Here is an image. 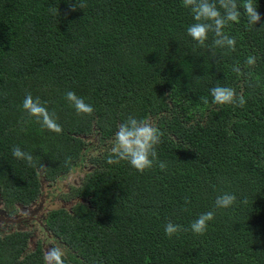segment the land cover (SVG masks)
I'll return each instance as SVG.
<instances>
[{
	"label": "trees",
	"instance_id": "1",
	"mask_svg": "<svg viewBox=\"0 0 264 264\" xmlns=\"http://www.w3.org/2000/svg\"><path fill=\"white\" fill-rule=\"evenodd\" d=\"M255 2L261 21L249 25L241 9L225 29L236 39L229 51L212 47L211 36L201 48L187 35L194 21L182 0H0V199L9 212L68 174L93 133L97 149L113 145L130 116L164 133L157 151L165 171L158 162L143 174L109 165L105 149L70 189L78 201L46 214L64 264H264V0ZM217 84L245 106L215 104ZM68 91L93 114L78 116ZM27 93L46 102L61 134L23 110ZM13 146L35 165L14 158ZM223 193L236 203L217 209ZM208 211L214 220L194 234L191 222ZM169 221L187 231L169 238ZM42 248L27 231L5 233L0 264H46Z\"/></svg>",
	"mask_w": 264,
	"mask_h": 264
},
{
	"label": "clouds",
	"instance_id": "2",
	"mask_svg": "<svg viewBox=\"0 0 264 264\" xmlns=\"http://www.w3.org/2000/svg\"><path fill=\"white\" fill-rule=\"evenodd\" d=\"M182 5L190 11L194 21L187 27V35L201 48L209 46L208 41L211 36V46L215 49L235 51L236 39L228 35L225 29L230 23L239 21L242 15L241 9L249 25L255 26L261 21L255 0H182ZM69 6L71 11L86 7L82 2L74 5L69 4ZM247 63L254 65L255 57H250ZM233 71L239 73L240 68L234 67ZM210 95L217 105L243 108L246 104L245 99L231 87L217 84L210 90ZM65 99L74 107L78 116H91L94 112V108L90 104L72 91L65 93ZM200 100L204 104L209 102L207 97H201ZM22 107L30 117L35 119L42 130L46 129L57 135L62 133V126L57 122L55 113H50L46 107V102H42L39 97L33 98L31 93H27L22 102ZM163 136L164 133L155 124L145 119L130 116L119 124L106 163L113 165L126 162L131 168L143 174L152 169L154 164L158 162L160 170L165 171L167 163L158 160L157 151ZM12 155L17 160L25 161L29 166L35 165L33 155L24 152L19 146H13ZM236 200L237 197L234 194L223 193L216 197L215 207L228 209L236 203ZM187 203L189 201L186 198L185 204ZM245 203H247L246 200ZM214 218V211L201 213L191 222L190 230L196 235H204L209 223ZM164 230L169 238L187 231L182 225L174 224L171 221L166 223ZM63 257L64 252L61 247H52L45 255V262L46 264H64Z\"/></svg>",
	"mask_w": 264,
	"mask_h": 264
},
{
	"label": "rangeland",
	"instance_id": "3",
	"mask_svg": "<svg viewBox=\"0 0 264 264\" xmlns=\"http://www.w3.org/2000/svg\"><path fill=\"white\" fill-rule=\"evenodd\" d=\"M98 139L97 134L93 133L87 141L88 147L84 149V157L82 155L83 158L81 157L82 159L80 158L81 160L72 166L68 174L45 180L38 190V195L44 198V202H40L38 212H29L25 215L24 220H16L17 216L15 214H17L18 208L14 206L11 213L10 210L5 208L0 199V215L4 217V219H0V235L10 230L24 229V231L31 233L32 244L39 243L40 246H43L44 256L52 247H55L54 239L47 233L44 226L46 214L50 210L68 207L78 201V199L70 197V189L78 185L79 180L87 171L92 156L102 153L105 149L112 148L111 143L107 140L100 149H97L100 143H98Z\"/></svg>",
	"mask_w": 264,
	"mask_h": 264
},
{
	"label": "flooded vegetation",
	"instance_id": "4",
	"mask_svg": "<svg viewBox=\"0 0 264 264\" xmlns=\"http://www.w3.org/2000/svg\"><path fill=\"white\" fill-rule=\"evenodd\" d=\"M40 202L41 203L44 202V198L41 197V195L39 196V198L37 199V201L35 203H32L29 206H21L22 209L19 208V206H18L17 207L18 208L17 214H15L17 216L16 220H24L25 215L29 214V212H32V213L38 212V210L40 208L39 207L40 206ZM0 219H4V217L0 215ZM21 230L24 231V229H21ZM13 231L14 230H10L9 232H13ZM5 233H8V232H5Z\"/></svg>",
	"mask_w": 264,
	"mask_h": 264
}]
</instances>
